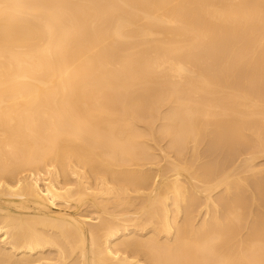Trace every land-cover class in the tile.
<instances>
[{"label":"bare ground","instance_id":"bare-ground-1","mask_svg":"<svg viewBox=\"0 0 264 264\" xmlns=\"http://www.w3.org/2000/svg\"><path fill=\"white\" fill-rule=\"evenodd\" d=\"M0 264H264V0H0Z\"/></svg>","mask_w":264,"mask_h":264},{"label":"rangeland","instance_id":"rangeland-1","mask_svg":"<svg viewBox=\"0 0 264 264\" xmlns=\"http://www.w3.org/2000/svg\"><path fill=\"white\" fill-rule=\"evenodd\" d=\"M72 210H74V211H72ZM81 209H77V210H75L74 208L73 209H71V212L72 213H78V211H80Z\"/></svg>","mask_w":264,"mask_h":264}]
</instances>
